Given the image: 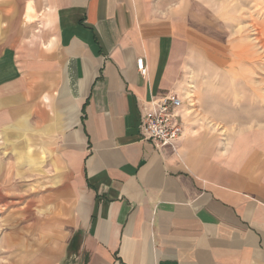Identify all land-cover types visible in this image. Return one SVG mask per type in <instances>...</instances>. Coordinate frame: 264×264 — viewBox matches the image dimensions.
<instances>
[{"label":"crops","instance_id":"obj_1","mask_svg":"<svg viewBox=\"0 0 264 264\" xmlns=\"http://www.w3.org/2000/svg\"><path fill=\"white\" fill-rule=\"evenodd\" d=\"M0 4V146L22 157L18 171L0 160V186L24 185L0 264H264V167L225 157L185 102L177 152L142 140L143 108L183 95L191 26L174 4L190 0ZM14 4H35V33H16ZM34 173L50 189L32 211Z\"/></svg>","mask_w":264,"mask_h":264},{"label":"rangeland","instance_id":"obj_2","mask_svg":"<svg viewBox=\"0 0 264 264\" xmlns=\"http://www.w3.org/2000/svg\"><path fill=\"white\" fill-rule=\"evenodd\" d=\"M190 2L174 4L185 8L191 26L192 47L185 50L184 57L178 54L175 61L180 70L187 124L198 134L215 140L225 157L254 161L258 170L264 167V0ZM34 5L27 4L24 12V4H14L17 34L35 33L37 28L26 25L38 18ZM3 149L0 146V160L8 161L18 171L22 157L17 151L3 153ZM35 175L30 191L32 211L44 207L39 198L50 189L46 182L40 184L41 175ZM23 194L19 173L14 185L0 186V222L8 219L2 215L11 210L16 213V226L22 227L23 217L18 211L24 208ZM31 219L33 232L38 231L34 221L39 218L33 215Z\"/></svg>","mask_w":264,"mask_h":264},{"label":"built area","instance_id":"obj_3","mask_svg":"<svg viewBox=\"0 0 264 264\" xmlns=\"http://www.w3.org/2000/svg\"><path fill=\"white\" fill-rule=\"evenodd\" d=\"M137 68L142 77L147 76L145 58L137 60ZM183 106V99L174 93L162 95L148 103L143 108L141 120L142 140L158 150L170 148L177 152V142L184 130Z\"/></svg>","mask_w":264,"mask_h":264},{"label":"bare ground","instance_id":"obj_4","mask_svg":"<svg viewBox=\"0 0 264 264\" xmlns=\"http://www.w3.org/2000/svg\"><path fill=\"white\" fill-rule=\"evenodd\" d=\"M252 46H253V45H252ZM252 46H251V47H252ZM246 47H247V46H246ZM243 49H245V48H243ZM250 50H252V49H250ZM252 51H253V50H252ZM246 53H247V52H246ZM246 53H245V54H246ZM248 53H249V52H248ZM248 55H249V54H248ZM250 57H251V56H250ZM248 59H250V58H248ZM188 116H189V115H188Z\"/></svg>","mask_w":264,"mask_h":264}]
</instances>
